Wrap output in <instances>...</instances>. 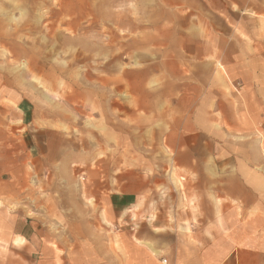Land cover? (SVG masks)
Instances as JSON below:
<instances>
[{
  "label": "rangeland",
  "instance_id": "1",
  "mask_svg": "<svg viewBox=\"0 0 264 264\" xmlns=\"http://www.w3.org/2000/svg\"><path fill=\"white\" fill-rule=\"evenodd\" d=\"M162 1L0 0V101L7 103L0 107V211L20 216L35 240L60 243L63 251L51 246L55 256L71 261L77 252V263L103 257L101 264H123L122 246L135 239L137 225L108 211L110 195L127 182L136 191L142 177L168 202L184 196L177 164L189 155L174 151L208 145L190 133L203 117L201 101L186 99L204 93L199 79L212 81L191 56L209 47L186 38L221 30L222 21L204 10L198 20ZM241 88L229 81L224 93ZM8 101H28L26 122ZM236 103L205 105L215 130L227 135L214 144L247 148L264 176L261 103L256 127L240 120ZM164 238L169 248L173 239Z\"/></svg>",
  "mask_w": 264,
  "mask_h": 264
},
{
  "label": "crops",
  "instance_id": "2",
  "mask_svg": "<svg viewBox=\"0 0 264 264\" xmlns=\"http://www.w3.org/2000/svg\"><path fill=\"white\" fill-rule=\"evenodd\" d=\"M199 3L162 1L164 8L186 9L198 20L205 17L201 13L204 10L222 21L221 30L204 37L186 38L209 47L198 48L191 56L209 69L212 81L199 79L198 90L204 93L186 99L201 101L198 115L203 117L195 120L197 126L190 133L193 138H203L208 145L177 147L174 151L180 155L184 149L189 155L188 162L177 164V169L186 176L184 196L168 202L164 193H156L142 177H138L136 191L126 181L118 196L110 195L108 211L121 213L126 218L122 221L128 225H137L135 239H128L122 246L123 264H239V248L245 249V258L242 257L245 264L253 259L258 264L264 259V176L245 156L249 153L247 148L227 151L231 149L220 142L214 144L215 138L227 137L226 131L215 130L213 120L208 117L210 112L204 110L212 101H236L240 120L256 127L259 101L264 112V28L259 31L264 26V1L199 0ZM229 81L240 82V91L224 93ZM8 102L16 104L19 121L26 122L28 101ZM4 104L7 103L0 101V107ZM231 154L239 155L237 161L228 158ZM243 218L249 220H240ZM19 223L20 216L0 211V264H54L55 259L56 264H82L77 263V252L72 253L71 261L64 259L63 253L55 256L51 246L63 251L60 243L52 244L44 236L41 241L35 240L33 228ZM164 235L173 239L169 248ZM73 244L72 248L77 249V242ZM99 247L95 245L92 249L97 253ZM103 259L99 257L95 264H101Z\"/></svg>",
  "mask_w": 264,
  "mask_h": 264
}]
</instances>
